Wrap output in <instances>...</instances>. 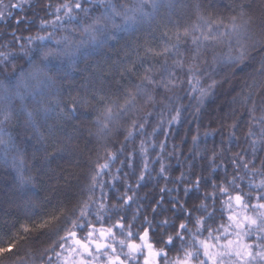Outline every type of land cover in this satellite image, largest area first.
<instances>
[{"label":"snow or ice","instance_id":"6c2138e0","mask_svg":"<svg viewBox=\"0 0 264 264\" xmlns=\"http://www.w3.org/2000/svg\"><path fill=\"white\" fill-rule=\"evenodd\" d=\"M163 3L165 0H133L118 7L113 0H63L54 8L50 2L44 3L42 8L52 10L46 13L52 18L39 20L40 31L27 36L16 35L18 29L10 33V43L18 46L19 54L31 67L28 73H21L17 89L21 84L28 88L32 81L37 88L52 83L46 71L52 59H72L85 43L74 41L73 34L79 32L93 43L115 41L120 33L151 25ZM24 4L31 5L32 0H0V21L8 20L13 9L23 10ZM172 6L168 0V7ZM194 8V18L183 24L171 20L159 24L158 37L154 35L157 29H153L142 44L136 45L134 58L121 69L122 78H135L130 86L115 95L72 99L69 113L78 105L91 107L96 113V132H90L98 141L94 160L90 157L93 167L74 202L54 206L38 220L21 224L7 240L0 238V264H264V156L255 165L258 147H264V0H248L230 8L220 7L213 0H200ZM225 8L229 14H225ZM22 23L25 17L18 16L17 26ZM46 28L51 31L40 34ZM58 30L67 34L57 36ZM49 42L55 47H48ZM16 58L15 49L0 51V64ZM225 83H239L240 90L233 89V107L219 125L227 133L221 145L239 144L240 120L247 116L242 134L247 145L236 151L228 149L231 174L228 163L223 159L216 162L225 152L219 147L208 157L207 177L196 174L195 180H188L182 169L172 178L164 153L173 126L183 122L188 106L198 120L206 100ZM4 91L7 94L9 89ZM185 96L187 104L181 103ZM10 116L11 112L4 110L0 124ZM120 128L124 129V139L114 151L107 137ZM161 132L164 138L157 143ZM216 132V128L206 129L204 135ZM198 133L199 125L197 134L191 137L194 147L198 146ZM137 136V147L120 162L133 170V184L129 173L122 177L121 167L113 170L112 164L125 153V142ZM0 146L5 153L14 147L12 137L5 139L2 129ZM173 149L167 157L174 155L175 145ZM152 150H156L154 157L149 155ZM193 150L189 148V152ZM137 154L141 161L138 175ZM195 155L199 157L200 151ZM155 162H159V168L153 176ZM188 167L191 173L193 164ZM219 169L224 174L216 178ZM160 178L164 183L159 187V198L154 203L149 200V209L142 203L147 194L141 197L138 191ZM25 179L30 178L21 176V182ZM121 180L123 191L113 199L110 189ZM169 182L174 187H169ZM202 187L206 190L201 193ZM192 192L198 195L189 204ZM165 193L170 208L164 206ZM168 211L171 217L157 219ZM178 216L182 218L177 225ZM40 238L42 243L34 247L33 242Z\"/></svg>","mask_w":264,"mask_h":264},{"label":"trees","instance_id":"16d2710c","mask_svg":"<svg viewBox=\"0 0 264 264\" xmlns=\"http://www.w3.org/2000/svg\"><path fill=\"white\" fill-rule=\"evenodd\" d=\"M48 2L54 8L63 0H32L31 5L24 4L23 10L13 9V15L8 20L0 21V51L15 49L18 57L6 65L0 64V120H4V110L11 112L10 118L0 124V129L3 130L5 139L8 136L12 137L14 144V147H11L7 153L0 146V238L5 240L19 229L21 224L36 221L51 211L54 206L74 202L80 195V189L86 182L87 173L93 167L90 157L94 160L98 145L96 136L90 135V132H96V125L93 122V116L96 113L91 107L85 108L79 105L76 111L69 113L72 99L78 96L91 97L93 94L115 95L118 91H123L124 87L130 86L135 78L128 75L122 78L121 69L134 58L136 45L142 44L153 29H157L154 35L158 37L159 24L169 20L183 24L194 18V5L200 0H171L173 5L171 8L168 7V0H165L151 25H141L135 31L120 33L115 41L102 39L98 43H93L88 37H82L77 32L73 34V40L76 42L84 40L85 43L81 45L79 54L72 59L67 56L52 59L46 68L47 74L53 79L52 83L37 88L36 82L32 81L28 88H24L21 84L17 89V81L21 73H28L31 67L28 59L19 54L18 46L10 43L13 40L10 33L13 29H18L16 35L27 36L40 31L37 27L39 20L52 18L46 15L52 10L42 8V5ZM113 2L119 7L122 3L131 4L133 0H113ZM213 2L218 3L220 7L229 6L230 8L233 4L247 3L248 0H213ZM225 14H229L228 8H225ZM18 16L25 17V23L17 26ZM169 27H172V24H169ZM48 31L51 29L46 28L40 34ZM66 34L59 30L56 33L57 36ZM6 44L8 47H4ZM47 46L55 47L50 42ZM125 53L128 55L126 56ZM33 59L36 60L38 57H33ZM5 88L9 89L7 94L4 91ZM233 89L239 91V83H225L218 87L216 94L206 100L198 120L192 116V107H186L185 118L181 124L173 126L167 140V150L164 153L172 178L179 175L182 169L186 172L188 180H195L196 174L207 177L210 169L208 157L213 150L223 147L224 155L218 156L216 162L220 163L223 159L228 163L229 148L231 151H236L238 147L247 145L242 135L246 129V114L240 120L241 127L237 131V135L241 138L239 144L221 145V140L227 133L219 125L223 123L222 118L225 113H229L233 107L231 104ZM181 103H188L187 96L183 97ZM236 107L239 115V108ZM198 125L199 141L198 146L194 147L191 137L197 134ZM151 127L150 124L149 132ZM212 128H216L217 132L206 137L205 130ZM163 138L161 132L156 137L157 143ZM123 139L124 129H115L107 137V144L115 151L121 146ZM139 139L140 137L137 136L125 142V153L118 155L112 164L113 170L117 166L121 167L122 177L124 173H129L128 178L133 184L135 183V176L131 174L133 170L128 168L126 163L121 166L120 162L125 159L127 152L137 147ZM173 145H175V153L179 155L174 153L173 156L167 157V152L174 151ZM189 148L194 150L189 152ZM197 150L201 153L199 157L195 155ZM149 155L154 157L156 150L150 151ZM257 155L255 165L258 166L259 157L264 156V147H258ZM21 160L23 161L22 166ZM140 163L137 154L135 159L137 175ZM189 163L193 164L191 173H189ZM158 168L159 162H155L153 176ZM228 171L231 174L230 163H228ZM223 174V169H219L215 175L219 178ZM21 176L30 179L21 182ZM163 183L164 180L160 178L158 182L149 181L139 189L138 196L143 197L147 194V198L142 203L148 205L149 209L151 207L149 200L154 203L159 198V187ZM168 186L174 187L171 182ZM205 190L202 187L201 193ZM122 191L123 180L117 181L115 187L110 189V195L114 199ZM175 194V192L172 193V195ZM180 194L183 196L182 191ZM167 195L165 193L164 206L170 208ZM197 195L196 192L190 194L189 204L194 202ZM164 215L171 217L172 212L162 213L157 219H162ZM181 218L182 216L176 218L177 225ZM42 241L43 238H40L33 242V246L38 248Z\"/></svg>","mask_w":264,"mask_h":264},{"label":"rangeland","instance_id":"374dc122","mask_svg":"<svg viewBox=\"0 0 264 264\" xmlns=\"http://www.w3.org/2000/svg\"><path fill=\"white\" fill-rule=\"evenodd\" d=\"M9 2V0H4V3H8ZM13 2H15V0H13Z\"/></svg>","mask_w":264,"mask_h":264}]
</instances>
